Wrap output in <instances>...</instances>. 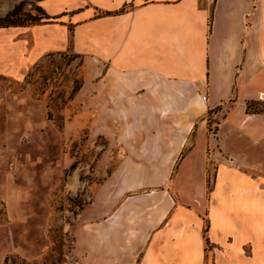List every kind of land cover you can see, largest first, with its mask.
Masks as SVG:
<instances>
[{"label": "crops", "instance_id": "obj_1", "mask_svg": "<svg viewBox=\"0 0 264 264\" xmlns=\"http://www.w3.org/2000/svg\"><path fill=\"white\" fill-rule=\"evenodd\" d=\"M38 6L47 19L0 27V74L18 78L44 54L69 51L80 60L73 101L86 105L83 123L141 124L111 141L109 211L74 230V263L264 264V0ZM207 110L219 114L212 128ZM170 171L171 192L144 180ZM153 191L171 195L163 221L168 204L141 201Z\"/></svg>", "mask_w": 264, "mask_h": 264}, {"label": "rangeland", "instance_id": "obj_2", "mask_svg": "<svg viewBox=\"0 0 264 264\" xmlns=\"http://www.w3.org/2000/svg\"><path fill=\"white\" fill-rule=\"evenodd\" d=\"M38 1L0 0V16L21 3L20 18L33 22L42 17ZM81 78L80 60L69 51L44 54L18 78L0 74V264H75L74 230L109 211L103 180L118 163V145L111 141L120 128L135 131L141 124H84L86 105L73 101ZM218 116L207 110L201 119L212 128ZM116 179L109 185L113 194ZM144 180L162 181L155 188L171 192V171ZM160 193L139 200L150 210L168 204L163 221L171 195ZM80 236L78 248L87 239Z\"/></svg>", "mask_w": 264, "mask_h": 264}, {"label": "trees", "instance_id": "obj_3", "mask_svg": "<svg viewBox=\"0 0 264 264\" xmlns=\"http://www.w3.org/2000/svg\"><path fill=\"white\" fill-rule=\"evenodd\" d=\"M20 7H21V3L13 6L9 11H7L3 16H0V27H6V26H29V25H33L36 23H39L41 20V18L47 19V15L43 12V10L37 6L42 14V17H37V18H33V22L30 23H25L23 21V19L20 18L19 16V11H20ZM248 106V105H247ZM69 167H73V164H71Z\"/></svg>", "mask_w": 264, "mask_h": 264}]
</instances>
